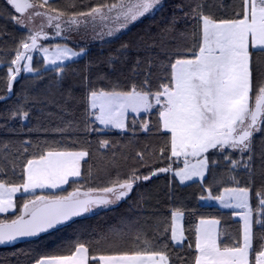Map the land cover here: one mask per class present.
Segmentation results:
<instances>
[{
  "label": "snow or ice",
  "instance_id": "6c2138e0",
  "mask_svg": "<svg viewBox=\"0 0 264 264\" xmlns=\"http://www.w3.org/2000/svg\"><path fill=\"white\" fill-rule=\"evenodd\" d=\"M169 9L95 60L75 42L112 45ZM0 18L19 33L0 27V248L15 257L0 264H264V0H5ZM161 178L172 203L146 216ZM129 201L137 215L44 250Z\"/></svg>",
  "mask_w": 264,
  "mask_h": 264
},
{
  "label": "trees",
  "instance_id": "16d2710c",
  "mask_svg": "<svg viewBox=\"0 0 264 264\" xmlns=\"http://www.w3.org/2000/svg\"><path fill=\"white\" fill-rule=\"evenodd\" d=\"M64 0H61V3H63ZM170 2H178V0H170ZM5 3V0H0V6H3ZM171 9H169V12L165 13L164 16H156L154 19L151 17L144 18L142 22H137L136 25L132 26L130 31H128L126 34L121 36V39L113 43L112 45L105 44L103 47H101V41L94 42L93 44H89V48L91 51V59L95 60L101 53H108L112 51L114 48L119 47V44L123 41H130V42H137L138 40L149 39V33H155L158 31V29L166 22V17L170 14ZM0 27H6L7 31L9 33H14L16 37L18 38L19 33L16 32V30L12 27V25L5 23V20L3 18H0ZM8 44L5 45V48L10 47L13 41V37L9 36L7 37ZM10 54V53H9ZM0 55H3V53H0ZM88 63V60L85 59L81 63L74 66L73 70H81L84 68V66ZM5 72L0 71V77L4 76ZM25 82H17L14 86V91L19 93L21 90L22 85ZM4 81L0 80V87H3ZM15 97H13V100ZM11 102H9L10 104ZM5 104L3 102H0V112L4 111ZM54 114L58 111L55 107H51L49 109ZM59 122V118L57 115H53L52 117H44V123L48 126H55ZM37 121L34 119L32 121V126L37 125ZM10 134L4 133L3 131H0V138H5ZM33 138H35L37 135L43 136V133H34L32 134ZM111 135V134H110ZM27 138V137H25ZM117 143H121L119 137H113ZM123 143H127V141H123ZM141 147H143V142H141ZM132 160L129 159L127 163L125 164L123 170L127 171V166L132 164ZM146 171V169H145ZM163 175V174H162ZM156 180V178H153ZM166 181L164 179L157 180V183L155 185H152L153 189L158 188L159 189V202L157 205L158 210H151V209H145L144 215L146 216H156V215H163L167 212L168 207L172 203L166 195L167 189L165 188ZM67 187V186H66ZM196 191L195 189H177L176 191V203L184 202L188 204H193L194 201L191 199H186L190 197V195ZM133 199H135V194H133ZM153 203H156L153 201ZM132 207V201H129L128 203L121 202L120 205L115 207V210L101 213L100 215L91 216L87 219H84L80 225V227L77 230H69L66 233H63L61 237L49 240L47 242V247L44 249L45 251H55L59 250L62 247H65L69 245L71 242H73L76 239L81 240H90L99 234L105 232L110 226L116 225L119 223L121 217H133L137 215L136 211L133 210L132 212H129V208ZM221 212L224 213L222 218V224L221 228L222 230H226L229 232L235 231V224H234V218L229 216L227 213L229 210H221ZM213 215H219V213L212 211ZM143 223V221H141ZM149 224L152 223L151 220L148 221ZM18 248H31L34 246L27 245V244H20L17 246ZM14 251V249H4L0 248V257L9 256L11 257V252ZM12 259H15V257H11Z\"/></svg>",
  "mask_w": 264,
  "mask_h": 264
},
{
  "label": "rangeland",
  "instance_id": "374dc122",
  "mask_svg": "<svg viewBox=\"0 0 264 264\" xmlns=\"http://www.w3.org/2000/svg\"><path fill=\"white\" fill-rule=\"evenodd\" d=\"M97 41L99 42L100 40H92L90 35L87 39H83L80 36H75V42L79 43V44L87 43L89 45V44H93L94 42H97Z\"/></svg>",
  "mask_w": 264,
  "mask_h": 264
},
{
  "label": "crops",
  "instance_id": "0c3cea01",
  "mask_svg": "<svg viewBox=\"0 0 264 264\" xmlns=\"http://www.w3.org/2000/svg\"><path fill=\"white\" fill-rule=\"evenodd\" d=\"M230 211V210H229Z\"/></svg>",
  "mask_w": 264,
  "mask_h": 264
}]
</instances>
